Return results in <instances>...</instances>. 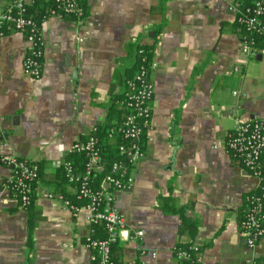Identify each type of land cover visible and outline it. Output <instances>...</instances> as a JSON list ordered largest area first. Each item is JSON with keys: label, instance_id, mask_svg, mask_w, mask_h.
I'll list each match as a JSON object with an SVG mask.
<instances>
[{"label": "crops", "instance_id": "obj_1", "mask_svg": "<svg viewBox=\"0 0 264 264\" xmlns=\"http://www.w3.org/2000/svg\"><path fill=\"white\" fill-rule=\"evenodd\" d=\"M251 1L85 0L82 20L42 21L39 78L23 69L24 33L0 35V264H93L87 211L73 217L50 194L74 193L56 182L61 164L124 92L138 44L151 46L156 68L143 155L131 187L115 195L123 220L116 264H181L175 249L187 243L198 248L193 264H264V236L248 247L239 222L255 178L222 147L237 119L264 121V50L243 53L235 22L236 5ZM5 157L41 163L31 232L29 211L6 186ZM169 196L186 206L194 237L160 209Z\"/></svg>", "mask_w": 264, "mask_h": 264}, {"label": "built area", "instance_id": "obj_2", "mask_svg": "<svg viewBox=\"0 0 264 264\" xmlns=\"http://www.w3.org/2000/svg\"><path fill=\"white\" fill-rule=\"evenodd\" d=\"M59 14H71L79 18L83 14V8L75 0H52ZM0 0V28L7 23L14 26L16 31L24 33L27 41V49L23 58V69L25 73L34 78H39L42 71L43 40L41 30L37 31L32 18L26 16V11L35 0H10L1 4ZM237 15L235 22L241 30L247 32L241 38V50L247 55L264 50V46H257L250 34H259L264 37V0H252L248 6L236 5ZM54 12V11H53ZM80 20V19H79ZM1 30V29H0ZM27 31V34L25 33ZM0 35L2 33L0 32ZM143 50H138L141 57L139 70L126 80L128 91L125 99L120 102L132 110L123 122L119 130L125 139L131 144L128 148L121 144L120 152L126 153L132 164L136 163L143 155L141 146L137 144L145 125L150 123L151 108L150 101L153 97V84L150 73L156 68L152 56L145 58ZM239 70L233 65L232 72ZM235 96H240L239 91H233ZM243 96L245 97L244 93ZM242 97V95H241ZM243 98V97H242ZM143 121V122H142ZM95 125L90 129L85 140L75 141L70 151H85L89 155L87 170L83 177L75 175L69 162L64 161L61 166L66 170L69 183L78 182L75 189L78 198L87 199L88 203L82 207L75 206L62 194L50 196L59 199L67 207L73 216L80 209L87 211L86 221L89 225L85 236V245L91 249V260L96 264H111L110 244L118 240L119 231L123 226L122 216L114 204L115 195L126 188L131 187L133 177L125 167L114 162L111 173L105 176V185L111 190H93L88 185V177L93 168L101 169L99 165V154L96 148V137L94 135ZM0 145L3 133L0 132ZM222 147L226 154L235 159L239 165L255 178L256 188L247 198V205L240 219L241 234L244 236L248 247L253 248L258 240L264 236V121L262 119H237L231 129L225 134ZM1 161L9 167L10 176L6 181L8 189L13 190V197L21 207L31 203L33 193V180L37 177L38 167L35 163L19 160L17 157L1 158ZM114 173L118 175H114ZM102 222L106 229V237L103 239H92V223ZM141 235V232H136ZM187 257L184 252L179 253ZM251 264V263H249Z\"/></svg>", "mask_w": 264, "mask_h": 264}, {"label": "trees", "instance_id": "obj_3", "mask_svg": "<svg viewBox=\"0 0 264 264\" xmlns=\"http://www.w3.org/2000/svg\"><path fill=\"white\" fill-rule=\"evenodd\" d=\"M82 8H83V15L79 18L75 17L71 14H59L58 10L56 8V5L52 0H35V2L29 6V8L26 11V16L32 18L35 24V28L37 31L41 30V23L42 21L48 17L49 15H57L61 16L63 18H69V19H75V20H82L85 18L87 14V9L85 5V0H75ZM251 2H242L239 4L241 7L248 6ZM54 11V12H53ZM237 24V23H236ZM0 32L3 34L7 33L11 29H14V26H12L10 23L5 24L0 28ZM15 30V29H14ZM27 34V31H25ZM242 37L244 35H247L248 33L244 30H241ZM250 37L254 39V43L257 46H264V37L259 34H250ZM241 37V38H242ZM142 49L143 54L145 58H149L151 56L152 48L151 46L145 45V44H138L135 48V68H132V71H130L129 76L127 79L132 78V76L139 70V64L141 58L138 55V50ZM126 79V80H127ZM120 84H114L111 89L109 90V93L112 94L113 88ZM128 91L126 81H125V90L121 94H114L113 96V104L112 107L109 108V111L107 115L105 116L104 120L102 122H99L97 125H95L96 129L94 131V135L96 137V148L98 150L99 154V165L101 166V169L93 168L90 171V176L88 177V185L93 190H111L110 187H105V176L107 174L111 173V168L114 162H118L122 165V167H125L128 172H130V169L132 167V163L129 159V156L126 155V153L120 152L119 146L121 144H124L127 148L131 144V141L129 139H125L123 133L119 130V128L123 125V122L125 121L127 115L129 113H132V110L130 108L125 107L124 105H121L120 102H122L125 99V94ZM119 103L120 107L115 106V103ZM143 122V121H142ZM150 127V123L145 125V128L143 129V132L140 136V138L136 141L137 144L141 146V149H143V143L146 137L147 129ZM87 138V135L82 138L81 140H85ZM1 140V139H0ZM67 162L72 167V172L75 175H79L80 177H83L85 175V172L87 170V163L89 159V155L85 151H69L66 156ZM19 160L30 162L25 160L24 158L18 157ZM35 163L38 167V174L37 177L33 180V191L36 186V183L41 175V163L40 162H32ZM60 177L58 181V185L61 184V182L64 180L66 183L74 187V193L68 194L65 191H63L62 188H60L59 191L55 193H51L53 196L56 194H62L64 198L68 199L72 204L78 207H82L84 204L88 203L87 199L78 198L77 194L75 192V189L78 186V182L75 181L73 183H69L66 175V170L63 166H61L60 169ZM114 175H118L117 173ZM11 193L13 194V190L9 189ZM171 190V189H170ZM249 196V195H248ZM248 198V197H247ZM34 199L35 196L32 193L31 195V203L29 205H26L24 207H21L27 211H29V223H28V229L29 232L32 231L34 224L39 218V212L34 207ZM247 205V202H246ZM159 207L161 210L166 212H172L175 214H178L181 219V226H186L190 230H188V234L191 237H194L196 234L195 229L191 228L194 226V222L188 219V217L185 215V205L180 204L173 196H169L168 198L164 199L161 203H159ZM243 213V212H242ZM74 217V216H73ZM91 228L93 229V232L91 234L92 239H103L106 237V229L104 227V224L102 222H95L92 223ZM116 242H112L110 244V257H111V264H116V258L113 255L114 251V245ZM191 244H180L179 246H176L175 254L184 252L187 257L182 256L181 264H193V261L196 259V253L198 252V248L194 249L190 246ZM93 264H96L93 262Z\"/></svg>", "mask_w": 264, "mask_h": 264}, {"label": "water", "instance_id": "obj_4", "mask_svg": "<svg viewBox=\"0 0 264 264\" xmlns=\"http://www.w3.org/2000/svg\"><path fill=\"white\" fill-rule=\"evenodd\" d=\"M106 186H108V185H106ZM120 192H117L116 194H119Z\"/></svg>", "mask_w": 264, "mask_h": 264}]
</instances>
